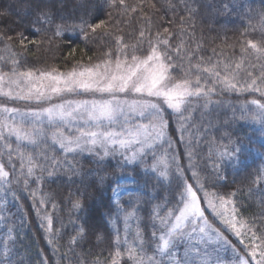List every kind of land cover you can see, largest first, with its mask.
Masks as SVG:
<instances>
[{
  "label": "trees",
  "instance_id": "trees-1",
  "mask_svg": "<svg viewBox=\"0 0 264 264\" xmlns=\"http://www.w3.org/2000/svg\"><path fill=\"white\" fill-rule=\"evenodd\" d=\"M172 2L176 3V0ZM125 3L129 11L122 14L121 8L108 7L106 0H0V35L15 38L18 33H23L27 38L23 49L17 40L10 42L17 53L15 58L20 60L18 71L55 68L67 73L81 65L89 67L107 59L106 52L114 50L112 37L115 35H123L126 42L135 43L138 30L146 26L145 16L151 18L154 31H162L165 27L174 29L180 17L186 20L189 17L179 4L176 11L166 10V0H143L142 10L138 7L141 0H125ZM152 3H156L155 10L150 6ZM132 7L137 11L132 12ZM189 7L193 10L188 21L189 32L193 34L191 43L193 47L196 43L202 46L199 55L206 61L211 57L238 62L243 41L264 39L260 30L264 26L261 20L264 0H189ZM42 10L49 12L53 23L37 22ZM81 17L90 23L104 20L108 27L98 29L95 34L89 33L85 38L78 29L72 30ZM57 24L68 30L57 36ZM3 47L0 43V49ZM136 54L144 53L137 51ZM248 59L254 65L262 63L251 57ZM11 69L10 61L7 64L0 62V71L10 73ZM248 70L253 71L254 76L258 74V70ZM173 75L180 77L179 72ZM252 99H261V96L220 91L217 86V94L211 97L214 103L205 106L202 98L192 99L189 111L185 113L189 119L183 131L179 129L176 115H169L171 110H165L172 148L167 144L158 146L156 157L164 150L172 153L175 149L174 154L187 176L195 170L209 191L215 187L221 195L235 193L241 218L249 222L255 220L256 225L264 227L261 224L264 221V183H256V177L264 175V126L254 116V106L249 103ZM0 103L9 105L6 100ZM75 127L80 125H75L71 131L66 128L65 132L75 134ZM11 143L13 147L17 146L15 138ZM233 144L246 146L238 159L219 155L225 148L231 151ZM44 147L47 155L59 162L56 167L48 165L53 175L48 176L45 172L42 180L36 183L29 180V187L24 190L19 185H13L12 191L7 193L0 190V264H95L97 261L104 264L115 251L114 237L117 233L122 238L125 235L126 216L129 239L135 238L139 230L147 242L154 231L155 213L164 215L176 204L182 190L177 187L179 181L174 166L169 168L166 177L160 175L162 167L156 171L151 169L155 163L151 152L141 163L127 161L119 151L108 156L100 152L98 156L94 152L65 154L50 144ZM41 150L43 148L22 146V151L34 155ZM188 152L192 154L193 169L187 167ZM169 163L171 165V161ZM5 168L12 171L7 164ZM125 176H133L143 187L126 194L116 203L111 198L112 191ZM38 187L37 196H46L43 206L35 203L31 196ZM77 202L79 208L74 207ZM45 211L52 219L51 233L41 220ZM129 213L133 215L129 216ZM216 225L219 227L218 223ZM257 235H260L259 231ZM73 238L75 243H70ZM228 239L243 255L244 249L236 239L229 234ZM49 240H52L51 244ZM5 244L8 245L7 255ZM120 250L124 252L123 245ZM145 251L148 255L154 254L147 243ZM156 259L160 264H168L158 255ZM121 264L133 262L125 256Z\"/></svg>",
  "mask_w": 264,
  "mask_h": 264
},
{
  "label": "snow or ice",
  "instance_id": "snow-or-ice-1",
  "mask_svg": "<svg viewBox=\"0 0 264 264\" xmlns=\"http://www.w3.org/2000/svg\"><path fill=\"white\" fill-rule=\"evenodd\" d=\"M106 2L110 8H121L122 14L129 11L125 0ZM178 4L189 13V17L187 20L180 17L174 29L165 27L162 31H154L151 18L145 16L146 26L138 30L135 43L126 42L123 35H115L112 37L115 47L106 52L107 59L89 67L81 65L67 73L55 68L18 71L20 60L15 58L17 53L10 42L17 40L23 49L27 38L23 33H18L15 38L0 35V43L4 45L0 49V53H3L0 62L7 64L10 61L12 65L10 73L0 71V97L8 102L21 101L26 105H37L21 109L0 103V190L10 192L13 185H19L24 190L29 187V180L36 183L43 179L45 172L48 176L53 175L48 165L50 163L56 167L59 162L55 157L47 155L44 146L49 144L65 154L94 152L98 156L100 152L108 156L116 151L134 148L130 155H125V159L141 163L143 157L151 152L155 160L151 169L156 171L162 167L161 176L166 177L169 168L174 166L179 181L177 187L182 189L179 198L164 215L155 213L156 220L152 225L154 231L147 242L139 230L135 238L129 239L126 216L125 235L122 238L117 233L114 237L115 251L109 254L104 264H121L125 256L133 264H160L157 255L167 258L169 264H213V261L207 259L206 245L209 242L217 246L214 250L219 247L231 248L236 253L237 264H264V227L256 225L255 220L249 222L241 218L235 193L221 195L215 187L209 191L195 170L191 171L190 177L187 176L174 154L175 149L172 153L164 150L156 157L158 146L167 144L172 148L165 110L170 109L169 115H176L179 129L183 131L189 119L185 113L189 111L192 99L202 98L205 106L214 103L211 97L217 94V86L220 91L260 94L261 99H252L249 103L254 106L252 110L255 118L264 126V39L243 41L238 62L230 58L227 62L213 60L211 57L206 61L199 55L202 46L196 43L193 47L191 43L193 34L189 32L191 25L188 21L193 10L189 7V0H176V3L166 0L164 7L176 11ZM143 6L141 0L138 7L142 10ZM150 6L156 9V3ZM131 11L135 12L137 8L132 7ZM108 15L111 17V13ZM261 20L264 25V16ZM37 22L53 23L49 12L44 10L38 14ZM107 27L104 20L90 23L87 18L81 17L79 24L73 26L72 30L78 29L88 38L89 33L95 34L98 29ZM66 30L62 24L55 25L57 36L63 35ZM260 30L264 33V26ZM137 51L144 54L137 55ZM213 55H216L215 50ZM249 57L262 63L254 65ZM194 60L197 62L193 63ZM249 68L258 70V74L254 76ZM174 72H179L180 77L173 75ZM22 82L26 87H20ZM68 94L87 95L91 98L63 99ZM130 96L134 98L129 99ZM53 97L61 98V102L51 103ZM44 104L48 106L42 107ZM139 120L148 122H134ZM76 124L82 126L75 127V134L65 132L66 128L71 131ZM113 125H119L121 131L117 132ZM12 138H15L16 147L11 143ZM22 146L43 150L34 155L22 151ZM245 149L244 145L233 144L231 151L225 148L219 155L238 159ZM188 156L187 167L193 169L191 152H188ZM5 164L11 168V172L6 170ZM256 183H264V175L256 177ZM39 190L38 187L32 191L31 196L35 203L43 206L46 196L38 197ZM74 207L79 208V202ZM131 215L133 213H129ZM41 220L47 224V231L51 233L52 219L46 211ZM261 224L264 225V221ZM11 231L9 229V235ZM258 231L260 235H257ZM224 232L243 247V255ZM48 242L51 244L52 240ZM70 243H75V238ZM146 243L153 248V255L145 251ZM122 245L123 253L120 250ZM181 245L184 246L182 255ZM7 252L8 245L5 244L6 255ZM95 264H99V261Z\"/></svg>",
  "mask_w": 264,
  "mask_h": 264
},
{
  "label": "rangeland",
  "instance_id": "rangeland-1",
  "mask_svg": "<svg viewBox=\"0 0 264 264\" xmlns=\"http://www.w3.org/2000/svg\"><path fill=\"white\" fill-rule=\"evenodd\" d=\"M15 87V86H13ZM21 88L26 87L25 84L22 82L21 83ZM90 96L87 95H72V94H68L66 95L63 99H67V100H81V99H90ZM129 99H133L134 97L130 96L128 97ZM6 100L3 97H0V102ZM8 102V101H7ZM61 102V98H57V97H53L51 100V103H60ZM19 103V104H18ZM9 107H18L21 109H24L25 107L31 106V107H37V105H35L34 103H32L31 105H26L24 102L21 103V101H16L15 104H11L10 102H8ZM42 107H47V104L41 105ZM166 110H170V109H166ZM134 122H140V123H147V120H139V121H134ZM76 125H80V124H76ZM82 126V125H80ZM113 128L119 132L121 131V127L119 125H113ZM135 149H124L119 151V153L122 154V152L124 153L123 155H130L132 151H134ZM142 185L137 181L136 178H134L133 176H125V177H121L119 179L118 184L114 187L113 191H112V195L111 198L114 202L118 203L120 201V199L125 196L126 194L132 193V192H137L142 190ZM1 224V221H0ZM217 226V225H216ZM221 231H223V229H221ZM224 235L228 237V233L224 232ZM183 245H181L180 248V254H183ZM207 250H208V257L207 259L213 261V264H237V260H236V253H234L232 251L231 248H227L225 249L224 247H219L218 250H214L217 249V246L215 245L214 242H209L207 245ZM166 261L168 262L167 258H165ZM169 264V262H168Z\"/></svg>",
  "mask_w": 264,
  "mask_h": 264
}]
</instances>
